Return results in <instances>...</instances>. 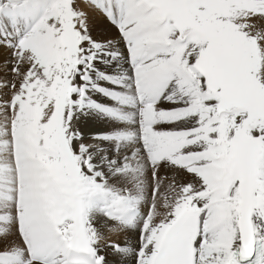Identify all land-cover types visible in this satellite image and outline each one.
<instances>
[{
	"label": "snow or ice",
	"instance_id": "obj_1",
	"mask_svg": "<svg viewBox=\"0 0 264 264\" xmlns=\"http://www.w3.org/2000/svg\"><path fill=\"white\" fill-rule=\"evenodd\" d=\"M81 2L0 0V264H264V0Z\"/></svg>",
	"mask_w": 264,
	"mask_h": 264
},
{
	"label": "bare ground",
	"instance_id": "obj_2",
	"mask_svg": "<svg viewBox=\"0 0 264 264\" xmlns=\"http://www.w3.org/2000/svg\"><path fill=\"white\" fill-rule=\"evenodd\" d=\"M77 7L88 13V26H89L90 34L93 39L97 41H107V40L118 41L117 46L119 47V49L121 51H125V45H122L121 47L119 43L120 37H119L118 30L114 26L107 23V21H105L97 11H94L90 7H87L84 3L81 2V0H77ZM8 51H9L8 49H4L0 51V61L1 62H4V60H7V58H9ZM21 70L22 69H20V71ZM0 77H6L1 82L9 84V85H10V82L14 80L13 78L14 76L11 77L10 75L8 77L7 74H4V76H0ZM7 88L8 87H0V89L3 90L4 92L7 91ZM166 106L167 105H165V107ZM78 128L84 134L85 142L87 143V142H90L88 140L89 135L94 132L105 130V125L98 123L94 120H88V121L81 120V122L78 124ZM163 171L164 170H162V172ZM180 179L190 180L191 177L182 176L180 177ZM98 227H100V230L102 231L105 237V239L101 242L102 248H104V245H107L112 242L121 243V244L126 243L127 246L131 247L132 249H137L139 247L140 238H139L138 231L124 233V234L117 236V235L110 234L102 224L98 225ZM101 254L107 257L108 264H113V262L118 259L117 257L113 255L112 250L110 248H104V251H102ZM126 264H135L134 258L130 257L127 260Z\"/></svg>",
	"mask_w": 264,
	"mask_h": 264
},
{
	"label": "rangeland",
	"instance_id": "obj_3",
	"mask_svg": "<svg viewBox=\"0 0 264 264\" xmlns=\"http://www.w3.org/2000/svg\"><path fill=\"white\" fill-rule=\"evenodd\" d=\"M105 21H107L103 16H101ZM108 23V22H107ZM119 43H120V45H121V47H122V45H123V41L122 40H120L119 41ZM123 49V48H122ZM124 50V49H123ZM9 52V58H7V60H4V62H1L0 61V76H4V74H7V76L9 77L10 75H11V77H13L14 78V80H12L11 82H10V85L12 84V83H15V85H16V87L18 88L19 87V83H20V80H19V78L18 77H16L14 74H13V72H12V68H13V66H14V64H15V60H14V58H13V55H12V52H11V50H9L8 51ZM11 58V59H10ZM3 60V59H2ZM127 67V66H126ZM20 69H22L21 70V72H24V71H26V69H27V65H24V66H22ZM6 77H0V82L1 81H3L4 79H5ZM15 89H13V88H11V87H8L7 88V91H3V90H1L0 89V103H4V102H8L9 100H10V98H11V95H12V93H13V91H14ZM4 94V95H3Z\"/></svg>",
	"mask_w": 264,
	"mask_h": 264
}]
</instances>
